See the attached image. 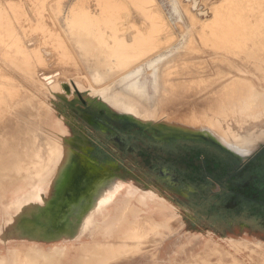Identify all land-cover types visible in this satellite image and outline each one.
<instances>
[{
  "label": "rangeland",
  "instance_id": "rangeland-1",
  "mask_svg": "<svg viewBox=\"0 0 264 264\" xmlns=\"http://www.w3.org/2000/svg\"><path fill=\"white\" fill-rule=\"evenodd\" d=\"M146 1L0 0V129L22 135L30 143L24 130L31 127L39 144L55 138L63 148L71 147L72 136L80 138L78 163H87L89 172L137 181L125 192H108L88 209L79 208L70 218L73 233L52 240L17 235L45 225L57 210L70 179L64 167L57 176L50 174L58 181L53 186L47 187L45 180L9 198L0 194V264H80L90 254H82L83 244L97 235L102 241L104 224L116 214L115 209L124 206L137 209L142 218L169 206L180 216L170 217L174 223L167 235L142 241L137 251L142 255L123 257L114 264H264V155L259 156L264 139L243 157L234 161L229 157V189L197 194L193 188L176 185L179 169L169 161L180 164L178 151L197 148L207 155L218 147L205 139L192 144L153 134L168 129L174 116L196 112L195 102L209 86L207 97L211 93L209 99L217 100L212 98L211 106L225 99L229 102V93L221 97L225 91L220 87L233 75L240 78L239 70L254 74L264 85V0ZM78 40L91 42L90 51H84ZM81 56L113 58L108 73L101 70L100 85L93 83ZM176 71L182 72L180 78L175 77ZM33 75L45 84L48 80L53 85L68 83L74 90L73 96L66 97L56 86L44 95L50 114L43 126L34 119L42 111L37 100L31 98V116L24 112L31 102ZM200 75L211 78H201L204 90L202 80L196 90L195 79ZM177 82L180 85L174 87ZM177 87L197 92L188 95ZM260 117L264 121V114ZM139 120L143 129L133 123ZM203 165L211 166L207 160ZM200 168L197 165L195 172ZM29 179L33 182L34 177ZM44 186L42 204L36 192ZM128 196H139L142 202H124ZM117 256H108L105 262Z\"/></svg>",
  "mask_w": 264,
  "mask_h": 264
},
{
  "label": "bare ground",
  "instance_id": "bare-ground-1",
  "mask_svg": "<svg viewBox=\"0 0 264 264\" xmlns=\"http://www.w3.org/2000/svg\"><path fill=\"white\" fill-rule=\"evenodd\" d=\"M148 1L149 0H147L146 2ZM151 1L154 2V0H150V2ZM153 7L154 6L151 7V10ZM158 12L161 11L159 10ZM157 15L158 13L156 12L154 16ZM160 20H162V18ZM164 22L167 23L168 21H164ZM164 22L162 23L166 24ZM164 29H166V27H164ZM167 31H169V29ZM167 31H165V33ZM172 36L175 37L174 35ZM171 40L172 39L170 38V42ZM77 43L78 45H82V49L84 51L86 52L90 51L89 43L91 42L89 41L84 42L78 40ZM81 59L84 62L89 72V75L91 76V79L93 83H95V85L101 84L100 80L101 78H103L102 77L103 73H105V75L106 73H108L107 68L109 63L113 65L112 62L113 58H110V56H106L104 58H100L99 56H81ZM204 66L201 67L203 68ZM101 70H103L104 72L102 73ZM238 70L239 69H237V71ZM239 71H240L239 76L238 75L236 76L240 78L237 79V77H235L233 79L234 77L233 75V77L230 78L229 80L230 82H228L227 85L221 84L220 87L221 89L223 88L222 90L225 91L222 92L221 97H224L223 93L226 92L229 93V97H228L229 102H225L228 101L227 99H225V101L223 100L225 103L224 102L221 103V101L219 100L220 99L222 100V98L217 97L219 98L218 101L220 103L218 102L217 105L211 106L210 105L211 102L209 101L214 100L215 96L212 97L214 99L212 98L209 99V97L213 95L210 93L209 97H207L208 94H206L205 92L207 91L210 92L209 89H211V87L209 86L208 90L207 87L206 91H201L203 92L201 93L202 95L198 94L200 95V97L201 96L202 97L198 102H195L197 103V107H198L196 112H190L185 115H176L174 116L175 119L172 118L170 121L171 124L169 125V127H172V129L167 127L168 129L166 130L160 129L154 132L160 134V136L164 138H170V137L182 138L183 136L202 138L205 139V141L208 140L213 144L218 145L219 147L233 154L236 158H240L248 154L259 140L264 139V124H263L264 121H262V118L260 117V115L264 114V85L261 83V80L255 77L254 74L248 71H246L245 73L241 72V70ZM178 74H179L178 77L180 78L182 72L180 74V72L178 71L177 74H175L176 75L175 77H177ZM225 76H227V74ZM171 77H173V75H171ZM205 77L202 78L201 76L200 79L196 78L195 80H197V84H195V81H192L194 79L192 78H191L192 80L190 79L196 85V90L199 86L198 84L201 83V81H199L198 83V80L204 79V81L206 80L208 81L210 78L208 77V79H206ZM221 78L223 79V77ZM30 79H31L30 80L31 87L29 89L32 92V96L30 97L31 102L27 106H25L24 112H26V114H29L31 116L32 113L30 110L31 107H34L30 105L33 102L31 98L37 100L40 104L39 107L42 108V111L38 112L36 115L34 114L35 115L34 119L39 125L43 126L45 125L44 119L50 114V109H48L49 104L44 95L51 94L52 93L51 88H54L56 86L59 87L60 94L66 97L73 96L74 90L68 83H59L58 85H53L52 84L53 80L51 81L48 80L47 83L45 84L39 77H37V75H33ZM217 79H218L217 81L221 80L218 77ZM185 81L181 83H185ZM204 81L202 80L203 83H201L200 86L203 87L204 85H206ZM189 83L191 82L189 81L187 84ZM210 83L212 84V80L210 81ZM175 84L173 85L174 87L180 85V83L178 84V82L177 85ZM208 84L209 83L207 82V86ZM216 86L214 85V87ZM181 87L180 88L177 87V89L180 91L181 90L184 91V89H186V87H183L184 89H182ZM189 88H191V86H189ZM204 89L205 88L203 87V90ZM188 91H190V89ZM188 91H184V92L187 94ZM217 92H219V90H217ZM180 93L183 94V92H179L178 94L176 92L174 94H177L178 96L180 95ZM194 93L188 92V95ZM220 93L221 91L219 92V94H217V96L218 95L220 96L221 95ZM187 96L186 98L188 101ZM215 101L217 102L216 99ZM214 103L212 101V104ZM258 108H260V110L262 111L261 113L263 114L256 113V111H259ZM44 110L46 111V114H43ZM133 123L138 124L143 129L144 125L140 120ZM47 124L50 125V123ZM260 124L263 125L260 126ZM49 128H51V125ZM24 131L27 132L28 135H30L31 138L30 143H28L26 139L22 138V135L20 136L12 135L5 129H0V194H2L4 198H9L12 195L19 194L26 187L34 186L35 188L36 186H38L39 183H42L45 180H47L48 183L47 187L53 186L58 181H55L53 177H50V174L51 173L53 175L56 174L55 176H57L58 172L61 170L62 167L66 169L64 175H70V179H69L67 191L64 194L62 200L60 201L57 210L53 213L52 216L47 218L45 225H37L34 227H29V229L26 232H23V234H18L17 236L40 235L46 240H52L59 238L63 234H72L74 231V226L71 225L70 218L76 215V212L78 211L79 208L86 210L89 207H91L93 203L100 201L106 193L117 190L125 192L128 190L127 187L137 182L135 180L131 181L133 179H120L121 177L108 179L107 177H105V175L93 174L94 172L93 173L89 172L87 163L86 164L78 163L77 157L80 154L78 153L77 146L81 141L80 138L78 140V138L76 139L74 136H72L70 138L71 147L63 148L58 146V142H56L55 138L51 143L48 141L44 145L39 144V142H37V139L36 138L34 139L35 132L32 130L31 127L26 128ZM70 152H74L73 153L74 155H70L69 154ZM30 177L32 178L34 177L33 182L30 181L29 179ZM45 192H46V186L38 188L36 192V196L37 198H39L42 204L44 203ZM113 200L115 199L113 198ZM123 200L124 202L127 201L128 203L132 202V200H137L139 203L142 202V198L139 196H128L125 197ZM115 213L116 214L113 216V218L106 221V223L104 224V230H103L104 238H101L102 241H100V238H97V236L100 237L99 235H97L92 241L83 244L81 249L82 254L84 252L85 254L86 253H90V254H86L83 258H81L80 264H102L103 261L106 264H114L115 261L123 257L142 255L143 253L137 252L144 245L142 241L144 240L149 242L148 240L154 239L155 235H157L158 237H162L163 233L164 235H167L169 231L173 228L172 226L174 223L172 222V220H170V217L180 216L179 215L180 213L177 210H175L173 206L165 207V209H158L151 216L146 218H142L138 216L137 209L128 208L126 206L115 209ZM125 251H130V252L129 254H123V252ZM112 255L113 256L118 255V256L116 259L112 261L105 262L107 260V257Z\"/></svg>",
  "mask_w": 264,
  "mask_h": 264
},
{
  "label": "flooded vegetation",
  "instance_id": "flooded-vegetation-1",
  "mask_svg": "<svg viewBox=\"0 0 264 264\" xmlns=\"http://www.w3.org/2000/svg\"><path fill=\"white\" fill-rule=\"evenodd\" d=\"M174 139L184 140L192 144H197L198 140L200 141L202 138L194 137L195 140L193 138L188 139L185 137L174 138ZM163 140H168V139H163ZM215 146L218 148H216L215 150L210 149L209 150L210 154L207 155H205L201 149H197V148L178 151V156H179L178 159L179 161H181L180 164L176 165L173 164L172 160L169 161V163H171L173 166H177L179 169L177 173L180 176V180H176L175 182L177 183L176 185L182 188H188V187L193 188L195 190V193L197 194H203V193L206 194L208 193L209 190L211 191L219 188L223 190L229 189V162L230 159L234 161L233 158L236 157L230 154L228 151L224 150L223 148L219 147L218 145ZM205 160L209 161L211 166L206 168L203 165ZM199 164L201 168L197 172H195L197 170L196 167ZM192 165L193 166L195 165L194 169L190 168V166ZM188 168L191 170H188ZM188 171L195 173L193 175L187 176L185 174H188ZM245 171L247 172V170H244V172L242 173L243 174L246 173ZM183 180L184 181L187 180L189 182V185H187ZM246 189L247 190L250 189L249 186ZM223 209L227 210V206H225V208ZM223 209H221L222 211L220 212H224Z\"/></svg>",
  "mask_w": 264,
  "mask_h": 264
},
{
  "label": "water",
  "instance_id": "water-1",
  "mask_svg": "<svg viewBox=\"0 0 264 264\" xmlns=\"http://www.w3.org/2000/svg\"><path fill=\"white\" fill-rule=\"evenodd\" d=\"M153 134H154V136L157 137V138H161V139L163 138V137H161L160 134H158V133H154V132H153ZM183 137H185V138H191V139L193 138V139H194V137H187V136H183ZM230 154H231V153H230ZM232 155H233V154H232ZM233 156H234V155H233Z\"/></svg>",
  "mask_w": 264,
  "mask_h": 264
},
{
  "label": "crops",
  "instance_id": "crops-1",
  "mask_svg": "<svg viewBox=\"0 0 264 264\" xmlns=\"http://www.w3.org/2000/svg\"><path fill=\"white\" fill-rule=\"evenodd\" d=\"M78 44V43H77ZM52 79V78H51ZM260 153H262L264 155V147H262V149L260 150L259 152V156H260Z\"/></svg>",
  "mask_w": 264,
  "mask_h": 264
},
{
  "label": "trees",
  "instance_id": "trees-1",
  "mask_svg": "<svg viewBox=\"0 0 264 264\" xmlns=\"http://www.w3.org/2000/svg\"><path fill=\"white\" fill-rule=\"evenodd\" d=\"M256 190H258V189L256 188Z\"/></svg>",
  "mask_w": 264,
  "mask_h": 264
}]
</instances>
